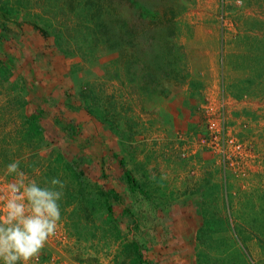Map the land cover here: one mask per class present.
Here are the masks:
<instances>
[{
  "label": "rangeland",
  "instance_id": "rangeland-1",
  "mask_svg": "<svg viewBox=\"0 0 264 264\" xmlns=\"http://www.w3.org/2000/svg\"><path fill=\"white\" fill-rule=\"evenodd\" d=\"M20 1L17 16L0 10V193L15 160L41 187L65 184L31 264H130L131 240L140 264H264V0H142L162 19L150 25L160 69L137 45L141 60L123 63L80 18L83 0ZM108 17L140 20L128 2ZM37 107L46 162L20 131ZM203 211L224 219L219 231L200 233Z\"/></svg>",
  "mask_w": 264,
  "mask_h": 264
},
{
  "label": "trees",
  "instance_id": "trees-1",
  "mask_svg": "<svg viewBox=\"0 0 264 264\" xmlns=\"http://www.w3.org/2000/svg\"><path fill=\"white\" fill-rule=\"evenodd\" d=\"M85 2L84 7L79 8L80 18H85L87 12L88 15L92 17L90 22H94L96 26V36H99L100 40H103L107 42L105 45L107 48H112L110 50L114 51L116 50L119 52V55L123 59V63L129 64V62H132V64H135V62H139L141 59H138L137 54L135 53L133 47L137 45L136 48H138L141 52H145V59H148V62L152 63L157 69H160L159 61L157 59V56H161L162 52L160 47L162 48V45L159 42V35L157 36L158 40L155 38L153 40L155 33L151 32V28L154 23V20L157 18V23H161L160 17L157 16V12L154 11L151 7L146 5V2L142 0H83ZM129 3L130 6L133 9L134 14L140 19L139 23L131 22L130 24H127L126 18H121L118 20H122V22H118V24H114L111 22L110 19H108L110 15L114 13V11L119 10V7L125 3ZM8 3L5 2V4ZM22 2L20 0H14V2L10 6L3 5L4 7H0V10L4 14L7 15H14L17 16L22 10ZM92 5L93 10L91 11L88 6ZM108 17V18H107ZM88 23V27L91 26V29L93 30V26ZM109 25L108 33L110 35H107V30L103 31L100 27L102 25ZM87 27V28H88ZM149 27L148 31L147 28ZM88 30V31H92ZM90 33L87 31H82V33ZM94 33V32H92ZM1 34V33H0ZM98 38V39H99ZM58 39L55 40V42L58 44ZM147 48V50H146ZM137 49V50H138ZM133 50V54L131 51ZM162 58V57H161ZM163 59V58H162ZM0 67H3L5 69H8L6 65L0 60ZM129 68V67H126ZM125 68V70H126ZM9 70V69H8ZM129 70V69H128ZM6 73L5 71H2ZM84 95L81 92L78 95V99H80L81 106L85 108V110L89 114H97L93 107L91 105L86 104L83 101ZM23 97H20V99H17L22 105L25 104V107L29 101L27 99L24 101L22 99ZM45 96L42 95L41 99H44ZM25 109V108H24ZM47 113L45 109L37 107L33 110L32 113L21 115V136L27 140V148L31 149V151L34 152V157L38 158V160H42V162H46L48 159L44 156H39L37 151L40 152V148L43 146L40 145L41 141L40 134L42 131V126L40 124L41 115L44 113ZM54 122L61 125L63 128L66 127L67 130L70 132H73V127L70 125L69 122L64 121V119L55 117ZM31 158V157H30ZM123 159H119V164L123 166ZM54 164L64 165L69 164L67 161L63 160V157L60 152H57L54 159L52 160ZM41 168H43L41 166ZM70 174L73 176H76L77 173L74 170H70ZM123 174L126 179V181L133 186H137V182H135L134 177L132 176V173L130 170L123 168ZM87 206L91 207L92 205V199L89 198L87 200ZM133 222L135 223V220L133 218ZM224 219L221 217H213V214H210L206 211H203V224L200 228V233L208 234L210 235L213 232L219 231V225H223ZM264 227V222L258 224L255 228L261 230ZM221 229L223 227H220ZM125 249H127L128 253V262L130 264H140L142 262V255L138 250V245L136 241H126L123 246ZM199 255L197 254V264H208V260L206 257L202 259V262H200Z\"/></svg>",
  "mask_w": 264,
  "mask_h": 264
},
{
  "label": "clouds",
  "instance_id": "clouds-1",
  "mask_svg": "<svg viewBox=\"0 0 264 264\" xmlns=\"http://www.w3.org/2000/svg\"><path fill=\"white\" fill-rule=\"evenodd\" d=\"M5 175L14 179L0 193V261L31 264L58 229L65 184L52 178L41 187L20 170L19 160L6 165Z\"/></svg>",
  "mask_w": 264,
  "mask_h": 264
}]
</instances>
